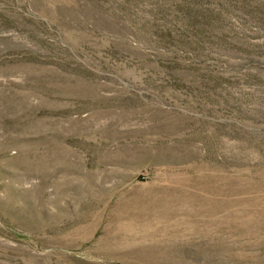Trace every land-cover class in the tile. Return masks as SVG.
<instances>
[{"label": "rangeland", "instance_id": "rangeland-1", "mask_svg": "<svg viewBox=\"0 0 264 264\" xmlns=\"http://www.w3.org/2000/svg\"><path fill=\"white\" fill-rule=\"evenodd\" d=\"M0 264H264V0H0Z\"/></svg>", "mask_w": 264, "mask_h": 264}]
</instances>
